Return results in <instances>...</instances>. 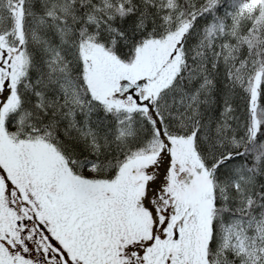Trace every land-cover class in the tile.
Wrapping results in <instances>:
<instances>
[{"label": "snow or ice", "instance_id": "obj_1", "mask_svg": "<svg viewBox=\"0 0 264 264\" xmlns=\"http://www.w3.org/2000/svg\"><path fill=\"white\" fill-rule=\"evenodd\" d=\"M0 264H264V0H0Z\"/></svg>", "mask_w": 264, "mask_h": 264}]
</instances>
